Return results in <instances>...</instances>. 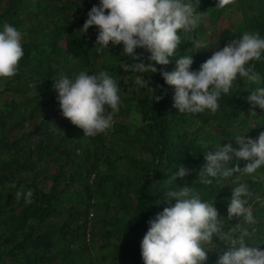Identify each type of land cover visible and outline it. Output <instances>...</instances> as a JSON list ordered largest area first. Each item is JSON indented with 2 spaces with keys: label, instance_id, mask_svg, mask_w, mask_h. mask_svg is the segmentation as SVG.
I'll list each match as a JSON object with an SVG mask.
<instances>
[{
  "label": "trees",
  "instance_id": "obj_1",
  "mask_svg": "<svg viewBox=\"0 0 264 264\" xmlns=\"http://www.w3.org/2000/svg\"><path fill=\"white\" fill-rule=\"evenodd\" d=\"M191 2L201 16L199 26L178 33L181 44L168 65L143 74L154 95L163 96L155 102L153 93L136 83L138 73L124 71L123 64L133 61L122 53L123 45L110 43L97 53L98 30H80L99 0H0V31L5 23L17 28L24 50L16 75L0 78V264H143L140 245L148 221L175 203L164 192L180 165L189 174L171 187H191L203 202H214L222 230L240 223L252 233L245 243L264 249V166L236 174L251 192L245 199L254 224L227 218L235 176L217 177L212 185L197 182L205 152L229 143L238 149L237 136L256 139L264 132V110L247 102L251 91L264 87V53L250 62L258 82L237 77L215 114L179 113L174 90L160 75L173 71L183 55H192L190 70L198 71L246 31L264 38V0H232L223 8L216 7L217 0ZM136 53L147 63V52ZM81 71H107L119 87L113 125L95 137H84L63 118L53 87L61 75L72 79ZM235 163L233 158L229 167ZM29 189L30 205L15 198L18 190ZM214 244L220 242L214 238ZM219 248L209 250L205 264H217L227 251L224 244Z\"/></svg>",
  "mask_w": 264,
  "mask_h": 264
},
{
  "label": "clouds",
  "instance_id": "obj_2",
  "mask_svg": "<svg viewBox=\"0 0 264 264\" xmlns=\"http://www.w3.org/2000/svg\"><path fill=\"white\" fill-rule=\"evenodd\" d=\"M198 3V0H197ZM232 0H217L216 7L223 8ZM201 16L195 5L188 0H99L87 13L80 29L85 34L90 27L98 30L95 50L97 53L112 46L123 45L130 64H123L124 71L138 73L137 84L148 88L143 74L157 72L156 65L166 66L181 44L182 31L193 32L200 24ZM23 34L14 26L4 24L0 31V78L16 75L18 64L24 56ZM197 47L207 49L204 41L195 42ZM136 49L149 55L145 63ZM264 53V38L259 33L244 32L241 38L233 39L222 50L215 51L199 67L192 71V55H183L175 60L173 71H160L165 84L174 90L173 107L181 114H199L206 110L215 114L219 99L230 92L237 77L249 82H258L255 64ZM139 61V62H134ZM54 90L63 118L83 130L84 137L106 133L113 125L114 116L121 103L117 81L107 71L88 74L81 71L75 78L61 75L54 81ZM159 102L163 96H155ZM247 102L251 108L264 110V87L250 92ZM250 115L255 111L250 109ZM52 131H59L50 125ZM232 144L217 145L205 152V163L199 172L198 183L212 185L215 178L228 179L235 176L237 183L231 190L227 208L229 220L243 218L244 223L254 224L252 211L247 207L251 192L246 183H240V175H250L264 166V132L256 139L237 136ZM235 158L236 163L229 167ZM240 161L247 163L241 169ZM189 174L184 166L167 178L170 186L164 192L167 201H175L170 207L148 221L149 228L142 239L140 249L143 264H205L210 249L227 246L217 264H264V249L248 246L245 238L252 233L240 223L228 231L222 230L221 219L213 203L203 202L191 187H171L180 178ZM15 187V184L12 185ZM33 190L17 191L15 198L23 197L25 205L33 203ZM255 229H253V232ZM214 238L220 242L214 244ZM220 250V248H219ZM217 250V251H219Z\"/></svg>",
  "mask_w": 264,
  "mask_h": 264
}]
</instances>
